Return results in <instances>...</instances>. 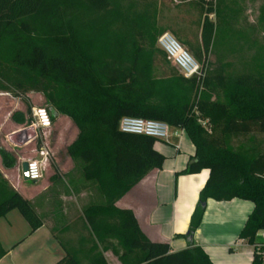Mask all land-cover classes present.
<instances>
[{
    "label": "trees",
    "instance_id": "trees-1",
    "mask_svg": "<svg viewBox=\"0 0 264 264\" xmlns=\"http://www.w3.org/2000/svg\"><path fill=\"white\" fill-rule=\"evenodd\" d=\"M185 1L196 4L203 17L200 42L191 45L178 37L200 65V75L190 78L156 47L167 31L159 24L158 0H0V93H41L70 119L77 135L66 154L99 197L81 208L77 238H64L69 228L63 215H55L52 233L64 252L55 264H108L106 253L119 264H212L193 235L207 199L234 198L254 204L239 239L255 249L251 264H263L264 240L257 244L256 235L264 231V151L234 149L227 138L264 134V69L206 75L214 8ZM123 117L163 121L171 133H186L195 154L176 175L209 171L188 230L180 236L188 244L183 251L171 253L167 244L151 242L133 212L115 205L165 159L154 148L157 139L121 132ZM10 118L29 125L30 107ZM9 155L0 149L6 169L17 165L16 156ZM12 209L31 232L42 226L34 207L0 174V218ZM4 256L0 247V259Z\"/></svg>",
    "mask_w": 264,
    "mask_h": 264
},
{
    "label": "crops",
    "instance_id": "crops-1",
    "mask_svg": "<svg viewBox=\"0 0 264 264\" xmlns=\"http://www.w3.org/2000/svg\"><path fill=\"white\" fill-rule=\"evenodd\" d=\"M76 135L77 129L75 137ZM242 136L244 135H232L227 138V142L234 149L242 147L253 151L251 144L238 141L241 140L238 138ZM154 148L165 158L161 168L154 169L145 175L127 194L117 200L115 205L120 209H129L133 212L142 233L151 242L167 244L170 252L176 253L188 247L187 241L180 236L185 235L188 230L199 191L204 186L209 171L203 169L196 174L176 175L185 168L189 158L195 154V147L184 131L170 132L168 141L157 140ZM63 160V162L60 161L58 156L57 163L51 159L50 169L53 175L58 172L60 180L69 187L70 191H63L59 195L58 200L61 204L53 200L51 195L46 196L43 207L50 210L45 215L41 213L42 226L35 232H31L22 216L28 226L25 233L21 235L12 233L2 237L0 231V247L5 253V256L0 259V264H55L64 255L52 233L56 228L54 217L58 211L55 212V209L63 207L64 210L62 209L61 212L64 216L66 212L64 206L70 202L75 208L78 220L74 222V226L78 228L79 225L82 226L81 208L99 200L94 185L82 179L78 165L67 154ZM56 167L59 170L56 171ZM19 187L14 186L15 189ZM51 187L53 182L50 179L45 180L39 186L38 194L47 192ZM253 208L252 202L238 198L221 202L207 199L201 223L193 235V242L204 251L212 264L252 263L255 249L240 240L239 234ZM14 210L17 209L8 211L0 220L12 215L16 222L20 223L14 216ZM34 210L36 212V208ZM6 223L0 222V228L2 225L5 231ZM62 223L67 224L65 220ZM8 225L11 230L12 224ZM79 235L80 233L76 232L71 236L65 235L64 238H77ZM263 240L264 231H261L256 235V243L261 244ZM104 256L107 262L108 256L113 257L111 253H106ZM262 256L264 264V251ZM114 260L116 264H119L116 258Z\"/></svg>",
    "mask_w": 264,
    "mask_h": 264
},
{
    "label": "rangeland",
    "instance_id": "rangeland-1",
    "mask_svg": "<svg viewBox=\"0 0 264 264\" xmlns=\"http://www.w3.org/2000/svg\"><path fill=\"white\" fill-rule=\"evenodd\" d=\"M158 4L160 9L159 24L167 30L165 32L175 35L174 37H177V40L178 37L181 40L184 39L191 45L200 42V21L203 20V17H200L196 4L188 3L185 0H158ZM210 19L215 25V35L207 58L206 75L252 73L260 66L264 69V0H216L214 13ZM178 42L189 51L180 40ZM157 49L160 50L158 47ZM160 51L164 54L162 50ZM168 62L172 66L171 62ZM27 106L30 109L34 106L44 107L52 113V129L48 135V140L52 160L56 163L57 156L60 161H64L65 146L75 137L76 129L67 116L58 113L47 104L41 93H28L20 97H16L12 93H0V149L7 151L10 155L14 154L17 158L16 167L6 169L2 166L0 157V174L2 179L11 187L20 186L19 189L14 188V190L22 197L30 198L28 202L36 208V212L41 216V213L45 215L50 210V208L43 207L46 196L51 195L53 200L60 203V200H58L59 195L63 191L70 190L60 180L58 172L53 176V171L50 168L45 173L43 180L39 182L33 183L24 180L21 173V159L34 156L32 142L18 147L11 144L7 136L22 128V126L11 120V114L15 111L25 112ZM238 139H241L238 140L240 143L246 141L251 144L253 151L264 150V134L259 131H253L252 134L244 135ZM10 155L8 158H10ZM57 170L59 168L56 167ZM48 179L53 182V187L47 192L44 191L41 195L38 194L39 186ZM64 207L66 212L63 217L67 223L65 225L69 228L66 235L71 236L76 232L82 233L80 225L78 228L74 226V222L78 221L75 208L72 207L70 202ZM62 209L64 210L63 207ZM62 209H55V212L60 210L57 213L62 215ZM13 213L20 223H17L12 215L5 217L2 221L0 220V222H7L6 231L4 230L5 227L1 225L2 237L12 233L21 235L28 230V226L19 211L14 210ZM10 223L13 226L11 230L8 227ZM57 228L59 230L61 227L57 226ZM107 259L109 264H116L113 257L108 256Z\"/></svg>",
    "mask_w": 264,
    "mask_h": 264
},
{
    "label": "built area",
    "instance_id": "built-area-1",
    "mask_svg": "<svg viewBox=\"0 0 264 264\" xmlns=\"http://www.w3.org/2000/svg\"><path fill=\"white\" fill-rule=\"evenodd\" d=\"M188 1V0H187ZM205 7L212 5L216 0H194ZM214 13V12H213ZM212 13V14H213ZM212 14L209 15V19ZM157 47L162 50L168 61L184 78L200 75L199 63L183 48V46L169 33L164 32L158 36ZM31 122L21 129L31 127L35 136L27 144L31 143L33 157L22 158L26 163L28 180L36 182L41 180L51 166L52 153L48 135L52 129V119L49 111L44 107H32L30 109ZM118 128L123 133L145 135L157 140L168 141L170 128L167 123L159 120L145 119L140 117H123L120 119Z\"/></svg>",
    "mask_w": 264,
    "mask_h": 264
},
{
    "label": "water",
    "instance_id": "water-1",
    "mask_svg": "<svg viewBox=\"0 0 264 264\" xmlns=\"http://www.w3.org/2000/svg\"><path fill=\"white\" fill-rule=\"evenodd\" d=\"M34 136H35L34 130L31 127H28V128L19 129L17 131L10 133L7 136V139L11 144L21 147V146L26 145L29 141H31ZM21 173H22L24 180H28L25 162L21 164Z\"/></svg>",
    "mask_w": 264,
    "mask_h": 264
}]
</instances>
